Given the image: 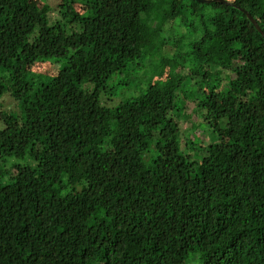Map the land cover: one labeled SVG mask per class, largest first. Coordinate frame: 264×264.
Segmentation results:
<instances>
[{
  "label": "trees",
  "instance_id": "trees-1",
  "mask_svg": "<svg viewBox=\"0 0 264 264\" xmlns=\"http://www.w3.org/2000/svg\"><path fill=\"white\" fill-rule=\"evenodd\" d=\"M232 3L264 31V0ZM8 93L0 264H264V39L243 12L0 0Z\"/></svg>",
  "mask_w": 264,
  "mask_h": 264
},
{
  "label": "rangeland",
  "instance_id": "rangeland-1",
  "mask_svg": "<svg viewBox=\"0 0 264 264\" xmlns=\"http://www.w3.org/2000/svg\"><path fill=\"white\" fill-rule=\"evenodd\" d=\"M228 1H230V2H232V0H228ZM52 16H53V20H52V22L54 23L55 22V17H56V14H54V13H52ZM175 31L176 30H179L180 32H183L184 31V28L183 27H177V28H175L174 29ZM187 41V40H186ZM170 49V48H169ZM183 49L184 50H188V47H187V43H185L184 44V46H183ZM177 51V50H176ZM50 63H48V64H42L41 66H39V67H35L34 68V71H36V72H41V73H47V74H53V73H57L60 69H61V67H62V62H58V63H55V64H51V66L49 65ZM2 103H3V105H2ZM0 105H2L1 107H0V112H2V111H11V112H15V109L18 107V102L15 100V99H13L12 97H11V94L10 93H8V94H6L1 100H0ZM189 106H191V105H189ZM193 121H197L198 120V118L196 117V116H193ZM0 126H2V123H0ZM188 125H186V124H183V130H186V129H188ZM200 130H204V129H200ZM200 130H194V134L195 135H198V136H200V138H202V139H207V140H209V135H207V134H205V133H203L202 131H200ZM191 136H192V132H191Z\"/></svg>",
  "mask_w": 264,
  "mask_h": 264
},
{
  "label": "water",
  "instance_id": "water-1",
  "mask_svg": "<svg viewBox=\"0 0 264 264\" xmlns=\"http://www.w3.org/2000/svg\"><path fill=\"white\" fill-rule=\"evenodd\" d=\"M198 3L201 4H212V3H223L229 6H232L233 8L243 12L248 19L251 21V23L253 24V26L255 27V29L261 34V36L264 39V31L261 28V26L258 24L257 20L245 9L238 7L237 5L233 4L232 2L228 1V0H196Z\"/></svg>",
  "mask_w": 264,
  "mask_h": 264
}]
</instances>
